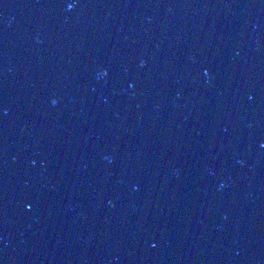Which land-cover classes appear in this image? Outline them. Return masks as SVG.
Segmentation results:
<instances>
[{"label":"water","instance_id":"1","mask_svg":"<svg viewBox=\"0 0 264 264\" xmlns=\"http://www.w3.org/2000/svg\"><path fill=\"white\" fill-rule=\"evenodd\" d=\"M0 264H264V0H0Z\"/></svg>","mask_w":264,"mask_h":264}]
</instances>
